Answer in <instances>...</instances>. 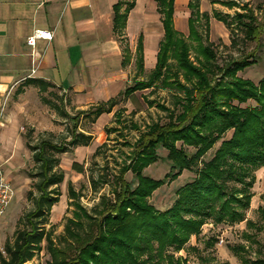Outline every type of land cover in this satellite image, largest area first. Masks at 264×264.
<instances>
[{
  "label": "trees",
  "instance_id": "obj_1",
  "mask_svg": "<svg viewBox=\"0 0 264 264\" xmlns=\"http://www.w3.org/2000/svg\"><path fill=\"white\" fill-rule=\"evenodd\" d=\"M174 1L158 0L165 36L149 81H137L117 97L92 105L88 110H79L73 116L62 112L73 122L67 143L42 139L31 146L27 142L37 165V172L32 173V178L38 179L34 183L36 190L28 192L34 207L20 218L21 226L13 241L6 242L0 264H34L30 262L43 250V242L50 255L47 264H163L165 261L180 264L179 258L174 259L175 253L185 247L191 235L198 236L207 221L220 224L246 219L254 196L255 173L264 167V79L255 84L237 75L255 63L251 60L254 54L232 59L222 66L217 64L215 50L211 44L203 43L197 28L198 11H192L189 19V37L195 41L198 52L192 59L190 42L174 28ZM132 5H128L124 13H120L122 4L115 6V24L119 31L125 27ZM223 5L232 8L236 2ZM190 6L193 8L192 3ZM203 15L208 23V15ZM214 16L229 28L234 19L246 40L256 39L257 25L252 14L237 12L231 20L230 15L219 12ZM138 50L137 67L142 70L141 44ZM124 63H128V58L125 57ZM218 72L223 77L214 81ZM225 77L227 81H224ZM157 81L163 87H176L185 93L177 101L183 107L182 112L174 119L175 111L161 106L170 111L169 120L154 123L139 138L130 162L126 161L114 176L113 196H102L93 210L81 204L79 192L75 191L71 181L68 182L73 215L66 219L64 233L54 237L52 226H46L50 225L49 213L60 199L59 185L65 178L58 155L88 146L93 139L91 134L78 129L81 117H91L95 121L102 114L112 112L120 97L133 96ZM36 84L42 92L55 87L41 80ZM251 99L256 100V106H241ZM220 106L225 107L220 109ZM230 130L231 137L224 139ZM220 140V146L205 161L204 156ZM101 147L95 151V156L100 154ZM186 147H192L194 151L190 152ZM162 149L167 151L165 159L172 170L163 179L156 180L145 175L144 170L161 159L159 152ZM73 169L83 172V166L78 162L73 163ZM174 169L177 172L174 173ZM185 170L194 172V179L176 191L170 208L158 210L150 201L153 193ZM128 173H132L130 181L127 180ZM103 183L108 180L103 179ZM91 184L96 185L93 176ZM258 212L262 225L249 220L247 224L261 231L264 229V207L260 206ZM245 235L254 239L252 233ZM252 263L264 264V259L257 258Z\"/></svg>",
  "mask_w": 264,
  "mask_h": 264
},
{
  "label": "rangeland",
  "instance_id": "obj_2",
  "mask_svg": "<svg viewBox=\"0 0 264 264\" xmlns=\"http://www.w3.org/2000/svg\"><path fill=\"white\" fill-rule=\"evenodd\" d=\"M225 2H236V6L230 8L223 5ZM192 4L193 8H189L188 0L183 1L180 6L178 5L175 13V28L190 42L192 59L196 58L198 52L195 49V41L188 37L187 24L191 12L198 11L200 17L197 21V28L203 36V43L211 44L215 50L217 64L222 66L232 59L239 60L248 54H254L251 60L254 59L255 63L239 71L237 75L259 84L264 79V0H192ZM215 12L230 15L229 20L233 19L237 12L252 14L257 25L256 39L246 40L244 32L237 26L234 19L229 28L215 18ZM203 14L208 15V23ZM153 69L154 67L147 66L140 70L136 61H132L131 65L127 66L128 80L125 81L123 88L140 80L149 81L148 78ZM222 77L223 74L218 72L214 81H219ZM227 80L228 78L225 77L224 81ZM16 90L0 99L3 107L20 111L15 118L18 132L24 143V147L19 151L21 154L18 161L8 159L10 151L7 145L6 147L0 146V155L5 161H2L4 167L1 163L0 166L6 179L9 176L13 181L7 179L14 191L9 207L0 218V254H5L6 242L13 241L16 230L21 226L20 218H23L24 214L34 207L28 192L36 190L34 183L38 179L37 177L32 178V173L37 172V165L33 151L28 148L27 142L31 146L37 145L42 139L58 144L67 143L73 122L62 112L65 111L73 116L79 110L90 108V105L75 103L71 92L69 94L56 87L49 88L47 92H41L38 88L32 87L23 94H19ZM184 94L176 87H163L160 81H157L152 87L137 91L133 96L120 97L111 113H104L95 121L91 117H81L78 129L91 134L93 139L88 146H79L72 152L58 155L59 167L64 171L65 178L59 185L60 199L49 213L50 225L46 226V228L52 226L54 237L64 233L66 219L73 215L74 206L68 198V182L71 181L74 184L75 191L80 194L81 204L88 210H93L102 196L112 197L114 176L119 173L120 167L126 161L130 162L136 142L154 123L167 122L170 111H175L174 119H176V116L183 110L177 101L180 97L183 98ZM256 105V100L251 99L241 106L254 107ZM161 106L169 108L170 111L164 110ZM118 113L120 115H117ZM231 135L232 130L224 135V139H229ZM222 140L218 141L215 147L204 156L205 161L212 157ZM176 145L180 146L181 143L176 142ZM100 146H102L101 152L95 156L94 153ZM186 148L190 152L194 151L192 147ZM159 153L161 159L144 170L145 175L156 180L163 179L172 170L169 161L165 159L167 151L162 149ZM74 162L83 166V172L73 169ZM173 172L177 170L174 169ZM255 174L256 183L253 187L255 196L246 218L256 225H262L263 220L258 207H264V167L258 169ZM91 176L95 179V186L91 184ZM194 177V172L183 171L177 179L156 190L150 198L151 203L160 211L170 208L175 201L176 191L192 181ZM103 179L108 180V183H103ZM127 180H132V173L127 174ZM246 233L254 234V239H248ZM42 246L43 250L37 253L30 263L47 264L50 260L46 242H43ZM177 258L180 264H253L252 262L257 258L264 259V229L256 230L255 226L250 228L246 220L220 224L207 221L201 227L200 234L191 235L185 247L175 253V261ZM163 264L168 263L165 261Z\"/></svg>",
  "mask_w": 264,
  "mask_h": 264
},
{
  "label": "crops",
  "instance_id": "obj_3",
  "mask_svg": "<svg viewBox=\"0 0 264 264\" xmlns=\"http://www.w3.org/2000/svg\"><path fill=\"white\" fill-rule=\"evenodd\" d=\"M183 1H174V28L175 13ZM119 3L120 13L133 4L122 31L115 24ZM191 3L188 0L189 8ZM162 19L158 0H0V99L15 89L19 94L32 87L40 90L38 80L71 92L79 105L92 106L117 97L125 90L127 66L137 63L139 44L144 67L155 68L165 36ZM38 29L52 31L53 38H39L31 46L27 40ZM18 114L0 103V146H8L11 161L20 160L24 147L15 118ZM2 161L0 155L3 165Z\"/></svg>",
  "mask_w": 264,
  "mask_h": 264
},
{
  "label": "built area",
  "instance_id": "obj_4",
  "mask_svg": "<svg viewBox=\"0 0 264 264\" xmlns=\"http://www.w3.org/2000/svg\"><path fill=\"white\" fill-rule=\"evenodd\" d=\"M42 38L45 40H51L53 38V33L47 29L35 30L34 34L30 36L27 40L28 44L35 46L37 39ZM36 70H33L35 73ZM14 191L11 183L6 179L3 170L0 166V218L5 214L10 202L13 198Z\"/></svg>",
  "mask_w": 264,
  "mask_h": 264
}]
</instances>
